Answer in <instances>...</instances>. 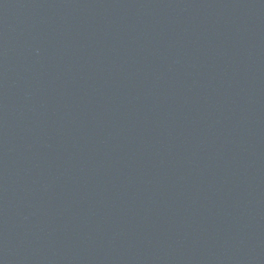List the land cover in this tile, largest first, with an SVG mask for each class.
<instances>
[{"label": "water", "instance_id": "water-1", "mask_svg": "<svg viewBox=\"0 0 264 264\" xmlns=\"http://www.w3.org/2000/svg\"><path fill=\"white\" fill-rule=\"evenodd\" d=\"M0 264H264V0H0Z\"/></svg>", "mask_w": 264, "mask_h": 264}]
</instances>
